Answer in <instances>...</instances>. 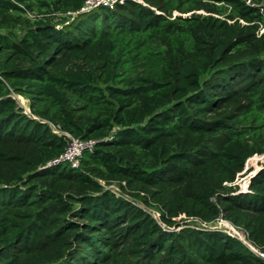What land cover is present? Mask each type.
<instances>
[{
  "label": "trees",
  "instance_id": "1",
  "mask_svg": "<svg viewBox=\"0 0 264 264\" xmlns=\"http://www.w3.org/2000/svg\"><path fill=\"white\" fill-rule=\"evenodd\" d=\"M84 2L0 0V264H264L200 227L227 220L264 252V162L247 193L225 185L264 156L261 10L64 16ZM50 124L96 141L78 169L48 167L69 142Z\"/></svg>",
  "mask_w": 264,
  "mask_h": 264
},
{
  "label": "built area",
  "instance_id": "2",
  "mask_svg": "<svg viewBox=\"0 0 264 264\" xmlns=\"http://www.w3.org/2000/svg\"><path fill=\"white\" fill-rule=\"evenodd\" d=\"M127 0H85L83 7L78 12H68L65 17L74 18L78 13L81 12H88L91 10H95L98 8H105L108 10H114L118 5L124 4ZM137 2H140V0H135ZM246 5L251 7L259 8L264 15V0H244ZM264 32V28L262 29V33ZM18 99V97H16ZM28 112V109H27ZM52 130L57 133L63 135L59 129V127H56L54 125H51ZM66 137H68V145L64 151L63 154H61L58 158L52 160L47 165L48 167L52 166H58L63 163H66L70 165L74 169H78L80 167V162L83 157V155L86 152L93 151L94 147L96 146V141L94 140H81L78 138H74L70 136L69 134H64ZM264 156L258 158V161H263ZM252 159V158H251ZM250 160V159H249ZM248 160V161H249ZM246 170V169H245ZM245 174V172H242L238 174L237 179L234 183H226L225 185L229 187H239V191L242 193L248 192V186L250 181V176L248 180H245V183L243 187L240 188L239 185H237V180L240 176ZM254 176V175H253ZM156 220H159L158 214H153ZM217 222H219L221 225L218 227H213L212 225L202 226L200 227H209L216 230H221L222 232H225L229 236L238 239L241 241L246 247H248L251 251H253L258 257L264 260V252H262L249 238L248 233L241 227H238L234 225L233 223L220 219Z\"/></svg>",
  "mask_w": 264,
  "mask_h": 264
},
{
  "label": "rangeland",
  "instance_id": "3",
  "mask_svg": "<svg viewBox=\"0 0 264 264\" xmlns=\"http://www.w3.org/2000/svg\"><path fill=\"white\" fill-rule=\"evenodd\" d=\"M18 101L20 102V104L28 109V102L27 100H25L24 98L22 97H18ZM262 156H254L252 159H250L247 164H246V170L244 171L245 174H243L242 176H240L237 180V185L241 187H243L244 183H245V180H248L249 176L252 177L253 175H255L257 173V171H259L261 169V166H262V163L264 161H258V158H260ZM63 166H66L67 164L66 163H63L62 164ZM242 189V188H241ZM192 224V223H190ZM221 224L219 222H216L213 224V227H218L220 226Z\"/></svg>",
  "mask_w": 264,
  "mask_h": 264
}]
</instances>
